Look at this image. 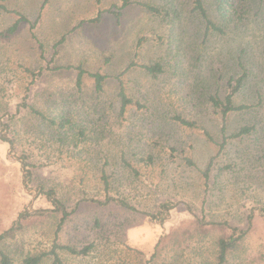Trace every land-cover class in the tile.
<instances>
[{"label":"rangeland","instance_id":"374dc122","mask_svg":"<svg viewBox=\"0 0 264 264\" xmlns=\"http://www.w3.org/2000/svg\"><path fill=\"white\" fill-rule=\"evenodd\" d=\"M129 1L160 12L135 3L121 7L122 0H0L33 24L22 22L6 34L17 17L0 9V231L24 209L54 208L38 193L41 187L54 188L70 212L57 233L58 213L23 219L27 225L4 250L12 264L49 251L55 241L76 249L92 244L85 255L58 249L64 264H141L153 253L149 264H216L218 239L238 228L244 235L225 264H264V4L258 10L251 0L248 10L247 3L229 0L225 13L220 0H204L210 19L224 26L222 34L204 37L190 0ZM241 53L249 74L235 101L251 104L260 96L262 103L225 117V134L246 124L256 129L219 152L223 119L205 98L238 74ZM48 61L62 68L45 69ZM132 61L160 63L163 71L133 67L121 75L127 94L144 107L131 105L119 116L116 76ZM75 66L108 76L99 96L87 74L76 88ZM36 70L42 75L32 82ZM25 96L46 115L64 112L78 127L58 141L47 123L16 111ZM175 114L197 127L179 126ZM147 154L153 163L139 161ZM18 155L28 158L31 180ZM210 161L206 185L202 171ZM225 164L230 169H221ZM102 172L112 186L109 199ZM167 201L173 207L159 214Z\"/></svg>","mask_w":264,"mask_h":264},{"label":"trees","instance_id":"16d2710c","mask_svg":"<svg viewBox=\"0 0 264 264\" xmlns=\"http://www.w3.org/2000/svg\"><path fill=\"white\" fill-rule=\"evenodd\" d=\"M46 1V0H45ZM246 4V9L249 10L251 0H241ZM255 3L258 2V10L261 9V6L264 4V0H254ZM130 3H135L137 5H140L144 7L146 10L153 12V13H159L160 10L150 4H145L143 2H130L129 0H122L121 7H124ZM190 3L192 4L191 11L192 12H197L198 16H200L202 22H203V33L204 37L206 36L209 31L212 32H217L222 34L223 33V28L224 26L217 24L214 20L210 19L208 11L204 5V0H190ZM120 7V8H121ZM232 8L231 3L229 0H220V3L218 5V10H221L223 12H227L229 8ZM0 9L5 11V12H12L16 15V20L11 24L9 27L6 28V34H11L14 31L17 30L18 26L22 22H29L26 16L23 14L15 11V10H10L7 8V6L3 3H0ZM231 11V10H230ZM120 11H115V15L119 16ZM257 13V12H256ZM255 13V14H256ZM167 14H169L167 12ZM176 14V12H174ZM223 14V18L225 19V22H228V19ZM171 16V15H169ZM99 18H95V21H97ZM226 22V23H227ZM30 27H33V24L30 23ZM201 27V26H200ZM172 29V28H171ZM141 40H139V43ZM235 64L238 68V74L231 73L228 78H226L225 81V89H219L217 88L214 92H209L206 95V102L212 107V110L214 113H218L221 115L223 119L222 127H221V140L217 141V145L219 147V152H222V150L226 147L228 142L231 139H243V137L246 135H249L252 133L256 127L254 124H246L238 128L234 133L232 134H225V123L224 119L226 116H228L231 113H239V112H245L248 111L249 109L255 107L256 105H260L262 103V99L260 96H258L256 103H237L235 101L237 95L244 89L248 77V68L245 65L242 53L238 54L237 57L235 58ZM133 67H138L142 68L146 73L151 74V75H157L158 73H162L163 68L160 63H155V64H138L134 61L130 62L126 68L116 76V81H117V92L116 96L119 100V106H118V114L119 116L124 115V112H126L127 108L130 107L131 105H136V107L141 108L144 107L143 104H139V102H134L132 98L127 94L126 88L124 85V82L121 78V75H123L125 72H127L130 68ZM62 67H54L50 65V62L48 61L45 69L49 70H56V69H61ZM74 69L76 70V77H75V86L77 89H80L83 83V79L85 74L90 76L93 80V89L94 92L99 96L104 91V84L107 79L106 74H102L100 72H93V73H88L81 66H75ZM30 75L32 76V82L36 80L37 78L42 75V70H36V71H30ZM17 112H22L26 111L32 116L36 117L37 119L47 123V126L53 128L56 131V134L58 135V141H63L64 137L68 135L69 131H73L78 127V123L73 121L71 117L67 116L64 112L62 114H58L55 117H51L50 115H46L43 111L40 109L36 108L32 103L28 102L26 99V96L22 99V101L18 104ZM179 126L182 127H197V124L194 121L188 120L184 117L181 116V114H175L173 118ZM203 134L206 136L207 139L214 141L209 132L205 128H201ZM79 135L84 137V130H79ZM5 141L9 142L11 145L14 146L13 140L10 138H4ZM76 145V143H74ZM14 151V148L12 149ZM171 150H174L171 148ZM19 161L22 162L23 166L25 167V177L27 180H31V171L28 168L30 166V162H28V158L24 155H18ZM184 162L191 166L193 165L192 160L187 158L186 156L183 158ZM139 161H144L145 164H151L153 163V156L151 154H147L145 157H141ZM125 166H128L131 170V172L134 175H138V170L136 168H133V166L130 165L128 161H124ZM212 165V161H210L206 168L202 171V176L204 179V184H208V179L211 177L210 173V167ZM27 167V168H26ZM221 169H230V166L228 164L223 165ZM102 178V186L104 193L106 194V199H109L108 196V191L110 190V182L107 180V177L105 176L104 172H102L101 175ZM40 195L45 196V198L51 202V204L54 206V208L50 210L47 209H35L32 212H29L28 209H24L18 217L12 221L10 226L7 228L3 229L0 231V264H12V259L9 256V254L4 250L5 242L9 238H13L15 236L16 232H19L23 230L24 226L27 224H24L23 219H28L32 217H40L49 213H58L60 216L58 217L57 225H56V233L60 230L61 225L67 218L70 212L66 211L65 208L62 206V203L60 200L56 198V193L54 188H39ZM117 202L121 204L122 206H125L129 209H135L133 206H131L128 202H126L124 199H117ZM159 209L158 212L159 214H163V210H168L169 208L173 207V203L167 201L165 203H160L159 204ZM244 235V230H240L238 228H234V233L230 235L228 238L226 237H220L218 239L217 245H218V254H217V263L216 264H225L227 255L228 253L237 245V242L243 237ZM92 244L88 246H84L81 249H76L74 247H71L69 245H61L54 242L52 245L51 249L49 251H43L38 254H26L23 256L21 263L22 264H40L44 258H51V264H64L62 259L60 258L59 254L57 253L58 249H63L67 250L72 254L76 255H85L89 251L90 247ZM157 254L153 253L148 260L145 262H142L141 264H149V262H152L156 258ZM264 254H260V258H262ZM160 264H168L165 262H161Z\"/></svg>","mask_w":264,"mask_h":264}]
</instances>
